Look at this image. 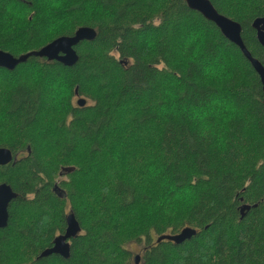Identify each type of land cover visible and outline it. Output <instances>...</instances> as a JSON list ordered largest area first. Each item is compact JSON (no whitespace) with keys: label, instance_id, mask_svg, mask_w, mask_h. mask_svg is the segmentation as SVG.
<instances>
[{"label":"trees","instance_id":"trees-1","mask_svg":"<svg viewBox=\"0 0 264 264\" xmlns=\"http://www.w3.org/2000/svg\"><path fill=\"white\" fill-rule=\"evenodd\" d=\"M209 1L264 65L251 27L264 0ZM80 27L97 36L75 65L0 68V148L14 156L0 184L17 194L0 264H130L143 239L140 264H264L263 93L240 50L185 0H0L14 57ZM70 212V257L40 258ZM185 227L181 244L151 242Z\"/></svg>","mask_w":264,"mask_h":264},{"label":"water","instance_id":"water-1","mask_svg":"<svg viewBox=\"0 0 264 264\" xmlns=\"http://www.w3.org/2000/svg\"><path fill=\"white\" fill-rule=\"evenodd\" d=\"M188 9L198 12L204 19L212 22L229 42L234 44L242 53L244 58L249 62L251 68L259 77V81L263 93L264 104V65L254 58L243 43L241 37V25L227 17L219 14L209 0H185ZM252 29L256 33V39L259 45L264 48V16L256 18L251 24ZM97 36L96 31L89 27L78 28L72 36H60L49 42L37 51H32L19 57H14L9 53L0 50V68L12 71L20 63L25 62L29 57L44 58L47 61H56L65 67H71L78 61V55L74 47L82 41H93ZM77 88L75 95L78 97ZM78 107L86 105V99L78 97L76 101ZM14 156L12 152L5 147L0 148V166H5L13 162ZM56 187V186H55ZM17 194L14 193L6 183L0 184V229L6 227L8 222V206L10 202L16 199ZM256 207V205L252 206ZM251 207L242 205L239 209L241 217L244 212ZM66 229L63 234L58 235L53 240L52 246L45 249L40 258L50 255H58L63 259L70 257V240L77 237L80 232V225L73 213H68L65 218ZM196 235V230L185 227L176 234H164L158 236L155 242L158 244L162 241H169L174 244H181L186 240H190ZM141 255L136 254L133 257V264H140Z\"/></svg>","mask_w":264,"mask_h":264},{"label":"rangeland","instance_id":"rangeland-1","mask_svg":"<svg viewBox=\"0 0 264 264\" xmlns=\"http://www.w3.org/2000/svg\"><path fill=\"white\" fill-rule=\"evenodd\" d=\"M46 2H47V0H46ZM25 19L30 21L32 19L31 13L26 14L25 15ZM67 26H69V25H67ZM28 77H30V76H28ZM57 90H58V87H57V89H56V87L53 88L54 93L58 92ZM83 98L86 99L85 97H83ZM77 99H78V97H76V96L73 97V104L74 105H76ZM89 104H90V101L88 99H86V105H89ZM157 237L158 236L152 237L151 242L155 243V240H156ZM144 247H145V239H143L140 243L132 242V243L128 244L126 246V249L132 253V258H133L134 255H136V254H140L141 255ZM130 264H133V263L131 262Z\"/></svg>","mask_w":264,"mask_h":264}]
</instances>
